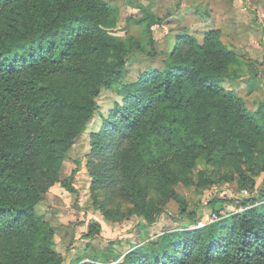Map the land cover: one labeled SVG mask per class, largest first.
Here are the masks:
<instances>
[{
	"label": "trees",
	"instance_id": "obj_1",
	"mask_svg": "<svg viewBox=\"0 0 264 264\" xmlns=\"http://www.w3.org/2000/svg\"><path fill=\"white\" fill-rule=\"evenodd\" d=\"M48 1L0 0V264H65L53 247V229L36 212L44 181L53 183L56 177L52 168L37 166L31 159L32 133L45 120L56 126L60 132L43 138L38 148L58 145L54 156L46 154L48 163L69 159L75 140L95 116L103 89H113L122 102H116L92 140V156L113 154L112 160L104 162L103 176L96 179H112L115 185L122 175L128 183L126 194L145 218L150 214L146 211L149 181L141 179L163 169L168 143L189 148L192 119L204 126L216 117L215 131L234 142L251 164L255 160L254 145L236 129L230 108L233 93L221 87L231 75L220 63L214 70L203 71L195 60L169 62L133 83L121 84L130 51L157 55L153 26L160 19L138 21L146 26L148 51L136 40L126 43L105 32L89 6L51 14ZM94 35L111 39L112 47L102 54V67L90 83L85 102L43 82L83 53L81 38ZM220 91L215 112L203 111L204 99ZM237 106L248 118L262 114L251 115L241 102ZM257 127L264 132V120ZM77 169L61 182L71 193L77 191ZM113 171L117 174L111 177ZM201 179L202 185L208 183L204 174ZM246 199L242 212L201 227L167 231L125 256L78 258L70 264H264V184L256 196ZM101 226L93 224L95 234H101Z\"/></svg>",
	"mask_w": 264,
	"mask_h": 264
},
{
	"label": "rangeland",
	"instance_id": "obj_2",
	"mask_svg": "<svg viewBox=\"0 0 264 264\" xmlns=\"http://www.w3.org/2000/svg\"><path fill=\"white\" fill-rule=\"evenodd\" d=\"M48 5L54 11L51 14L58 9L75 11L89 6L98 14L105 32L126 43L136 40L148 51L146 26L138 21L158 17L160 23L153 26L157 55L130 51L120 83H133L145 72L163 69L169 62L195 60L203 71L214 70L220 63L231 75L221 87L233 93L230 108L236 129L254 145L255 157L251 164L234 142L215 131L216 117L204 126L192 119L189 148L168 143L162 155L163 169L141 179L149 181L146 211L150 214L145 218L136 210L133 197L126 194L128 183L122 175L115 185L112 179H96L103 176L104 162L112 160L113 154L106 158L91 155L95 134L122 97L113 89L102 90L95 116L75 140L67 160L48 163L50 156L46 154L54 156L58 145L39 150L38 143L60 131L47 120L40 122L33 129L29 155L37 166L52 168L56 181H44L43 199L36 212L53 229V247L64 263L103 255L113 260L115 254L125 256L167 231L211 224L216 212L224 211L228 217L245 208L242 203L247 199L241 192L249 190L256 196L264 177V132L257 127L264 120V0H49ZM80 40L83 53L43 82L85 102L90 83L102 67V54L112 47V40L95 35ZM221 93L208 95L203 111H214ZM194 100L199 101L197 97ZM237 102L251 115L262 114L248 118ZM199 136L202 142L197 141ZM74 169L78 170L74 176L77 191L71 193L61 182ZM116 174L110 173L111 177ZM202 174L208 180L203 185ZM94 223L102 225L100 235L94 233Z\"/></svg>",
	"mask_w": 264,
	"mask_h": 264
},
{
	"label": "built area",
	"instance_id": "obj_3",
	"mask_svg": "<svg viewBox=\"0 0 264 264\" xmlns=\"http://www.w3.org/2000/svg\"><path fill=\"white\" fill-rule=\"evenodd\" d=\"M262 184H264V177L261 179V181H260L259 185L257 186L254 194L255 193L256 194L258 193V191L262 187ZM254 194H253V196H254ZM241 196L244 197V198H250V197H252V194L249 192V190H243L241 192ZM244 209L245 208L240 209L239 211H237V213L238 212H242ZM226 217L227 216H226V214H225L224 211L216 212V213L213 214L211 222H215V221H218V220L223 219V218H226ZM201 226H204V225H200L199 227H201Z\"/></svg>",
	"mask_w": 264,
	"mask_h": 264
}]
</instances>
